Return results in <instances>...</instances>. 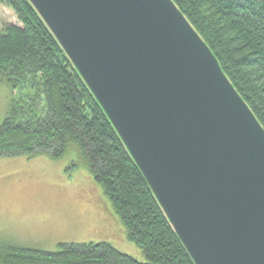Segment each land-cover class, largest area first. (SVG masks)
Masks as SVG:
<instances>
[{
    "label": "water",
    "instance_id": "95a60500",
    "mask_svg": "<svg viewBox=\"0 0 264 264\" xmlns=\"http://www.w3.org/2000/svg\"><path fill=\"white\" fill-rule=\"evenodd\" d=\"M195 264H264V126L174 0H29Z\"/></svg>",
    "mask_w": 264,
    "mask_h": 264
},
{
    "label": "trees",
    "instance_id": "16d2710c",
    "mask_svg": "<svg viewBox=\"0 0 264 264\" xmlns=\"http://www.w3.org/2000/svg\"><path fill=\"white\" fill-rule=\"evenodd\" d=\"M264 126V0H174ZM21 24L0 27V79L13 94L0 119V157L27 154L87 168L143 259L112 243L62 242L57 251L7 243L0 264H195L140 168L29 0H0Z\"/></svg>",
    "mask_w": 264,
    "mask_h": 264
},
{
    "label": "rangeland",
    "instance_id": "374dc122",
    "mask_svg": "<svg viewBox=\"0 0 264 264\" xmlns=\"http://www.w3.org/2000/svg\"><path fill=\"white\" fill-rule=\"evenodd\" d=\"M21 24L16 12L0 2V27ZM15 94L0 79V119ZM74 155L60 159L27 154L0 157V247L13 243L57 251L62 242H109L143 259L127 238L109 197L82 165L72 169Z\"/></svg>",
    "mask_w": 264,
    "mask_h": 264
}]
</instances>
